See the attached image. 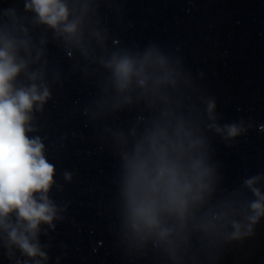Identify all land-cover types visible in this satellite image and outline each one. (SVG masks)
Returning a JSON list of instances; mask_svg holds the SVG:
<instances>
[{
	"label": "clouds",
	"instance_id": "obj_1",
	"mask_svg": "<svg viewBox=\"0 0 264 264\" xmlns=\"http://www.w3.org/2000/svg\"><path fill=\"white\" fill-rule=\"evenodd\" d=\"M23 5L24 12L32 14L34 25L45 26L66 45L88 55L84 35L87 2L23 0ZM92 35L103 43L99 31ZM45 43L44 39L39 40L40 45ZM34 50L38 61L44 49L37 47L28 28L21 24L18 10H0V238L6 237L7 249L15 247L34 264H41L49 259L39 242L41 225L54 229L53 221L60 218V209L49 196L55 184V166L46 158L42 139L28 135L36 131L35 112H43L52 96L43 70L30 69ZM67 54L72 55L71 51ZM101 63L110 70L112 85L118 93H128L135 87L145 96L151 94L168 103L161 87H175L176 80L173 70L156 50L150 49L143 56L114 52L109 59L102 58ZM22 75L27 78L26 83L20 80ZM123 102L129 104L131 98L123 96ZM216 107L214 100L207 101L206 112L213 121L209 129L214 128L226 139L246 133L242 123L223 127L216 124ZM259 128L264 130V125ZM205 147L206 139L196 134L191 122L164 108L160 118L154 119L136 141L132 152L124 154L123 217L134 238L167 245L169 253L175 256L172 237L183 238L189 219L195 223L196 210L212 192L213 169L207 162ZM65 178L71 180V174L65 173ZM262 178L256 175L244 180L243 186L254 197L246 205L225 201L216 210L205 213L195 226L205 233H214L217 223L223 221V227L232 228L231 240L254 235V226L264 218V191L257 186ZM240 211L245 213L246 223L232 218Z\"/></svg>",
	"mask_w": 264,
	"mask_h": 264
}]
</instances>
